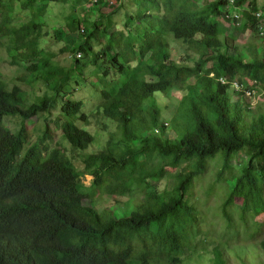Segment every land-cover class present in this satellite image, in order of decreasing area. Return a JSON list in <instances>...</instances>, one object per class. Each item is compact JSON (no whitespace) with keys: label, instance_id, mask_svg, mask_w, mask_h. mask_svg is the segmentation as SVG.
<instances>
[{"label":"trees","instance_id":"obj_1","mask_svg":"<svg viewBox=\"0 0 264 264\" xmlns=\"http://www.w3.org/2000/svg\"><path fill=\"white\" fill-rule=\"evenodd\" d=\"M41 1L23 4L40 13L45 10ZM74 2L73 12L82 3ZM91 2L97 10L105 5V0ZM130 2L135 6L131 16L138 18L142 32L134 40L127 37L125 48L117 53L115 32L101 49L93 46V30L101 28L103 17L94 20L88 35L82 34L87 40L80 44L72 36L73 30L80 29L77 17L71 19L70 28L58 19L68 29L60 34L62 39L56 35L59 32L50 31L41 37L38 33L45 28L44 21L18 19L9 13L11 0H0V37L10 36L16 43L28 41L25 44L32 55L26 58L33 56L28 70L33 76L38 73L35 79L59 76L54 95L26 106L23 89L15 85L10 90L0 71V264H185L181 252L202 244L201 223L206 219L201 220L198 205L192 202L217 161L222 168L214 178H223L220 192H225L218 215L226 226H232L227 208L235 207L236 198L241 199L240 211L264 213V97L260 101L249 95L252 87L247 81L257 80L254 88L264 91V13L258 11L261 15L257 16L258 0ZM139 9L148 12L139 13ZM221 16L229 24L236 22L235 29L251 30V42L242 48L235 45L236 36L229 34ZM35 26L40 32L34 31ZM34 33L36 41H29ZM169 35L188 44V55L180 61L169 53ZM261 37L259 52L254 40ZM50 43L59 44L55 46H61V53H72L70 67H57L51 73L48 67L53 70L52 66L60 65L52 64V55L43 53L44 45ZM90 54L94 63L84 62ZM105 57L118 67L117 78L129 69L134 71L119 90H100L102 131L111 139L103 149L86 155L96 137L77 122L89 125L90 116L82 101H73L58 89L84 85L90 62L102 66ZM104 76L114 81L112 75L105 72ZM175 90L186 96L170 124L161 120L157 106L145 104ZM57 103L61 104L59 128L71 149L80 153L83 170L72 162L66 147H52L51 119H46L36 141L30 140L27 121L43 113L51 115ZM8 117L21 118L16 132L6 126ZM171 127L177 139L167 136ZM235 160L241 167L237 174L232 167ZM87 176L92 177L89 186L84 183ZM168 178L171 184L160 185ZM206 192L207 200L212 198L214 185ZM106 197L115 204L135 199L125 203L128 208L121 212L85 203V199ZM261 244L264 247V241ZM235 257L255 264L247 253ZM217 264H224L223 258Z\"/></svg>","mask_w":264,"mask_h":264},{"label":"rangeland","instance_id":"obj_2","mask_svg":"<svg viewBox=\"0 0 264 264\" xmlns=\"http://www.w3.org/2000/svg\"><path fill=\"white\" fill-rule=\"evenodd\" d=\"M6 1V0H5ZM27 0H11V11L10 14L18 16V19L29 20L32 21L43 22L44 21V29L42 27L41 32L34 28V31L40 32L38 33L41 37H44L45 32H59L56 35H59V39L61 33H68V29L63 26L62 22L65 21L66 25L70 28L71 19L77 17L78 21H80V29H75L72 32L73 40L75 42H79L82 44L87 38L85 36L88 35L89 31L93 30L92 27L95 25L94 20L101 19L102 24L101 28L93 30L95 32V37L93 38L94 46L97 50L104 47L108 41L110 40L111 33L115 32L117 36V46L116 51L120 53L119 48H125L124 40H127L129 37L131 40H134L138 37V34L142 32L141 25L138 22V18L133 15L132 12L135 10V6L131 4L130 0H121L122 3L119 4L120 0H105V5L99 6V10L95 8L96 6L92 5L91 0H81V5L77 8L78 11L73 12V6H75L74 0H70L65 2L63 0L60 1H51L49 0L41 1V5H44L45 10L42 12H36L29 10L31 5L24 4ZM111 1H117L115 5L110 4ZM37 3V1L31 2ZM47 3L49 5L47 6ZM259 7L256 10L264 13V0H258ZM40 5V4H39ZM38 5V6H39ZM40 5V6H41ZM249 7L245 6L247 10ZM73 12V13H72ZM148 10L139 9V13H147ZM43 15H46L44 17ZM1 16V15H0ZM43 16V17H42ZM245 18V16H244ZM242 19V18H241ZM219 20L229 29V34L236 36L235 45L247 46L251 41V30L248 29H235L237 27L236 22L226 21L222 16L219 17ZM30 21L29 23H31ZM49 22V29H47V24ZM84 23V24H83ZM242 23V22H241ZM86 27L87 31L83 29L81 26ZM108 28V30H106ZM29 31H33L32 27L26 28ZM64 29V31H63ZM34 35H31L29 41L35 42L36 38ZM17 35V33H16ZM39 37V36H38ZM28 39V38H26ZM53 41H56L55 39ZM123 41V42H122ZM28 41L22 40L21 43H16L13 41L12 37L5 36L0 37V71L2 72L3 80L6 83V86L11 90L15 85H19L26 94V106H29L34 103L40 102L44 96L49 95L52 96L55 94L54 88L57 86V81L59 76H55L49 78L47 80H43L41 78L35 79V76H38L36 73L34 76L31 75L28 68L31 63H33V56L29 59L26 58L28 55H32V51H28L26 46ZM59 42V41H57ZM82 42V43H81ZM255 44L258 47L254 49L262 52V37L260 39L254 40ZM26 43V44H25ZM136 45L140 46L141 42L135 41ZM22 44V45H21ZM36 45H39L37 42ZM50 46L44 45V55H52V64H59L60 66H52L54 69H48L51 73H55L56 68L58 67H70L71 64V54L72 53H61L59 52L61 46H55L59 44H49ZM78 45V44H76ZM123 45V46H122ZM169 53L171 57L175 61H180L182 56L188 55V44L187 42L176 40L173 35H169ZM264 50V49H263ZM114 52V51H113ZM90 53V52H89ZM114 54V53H113ZM189 55L192 56L194 53L191 51ZM39 56V55H38ZM93 54H90L87 58L83 60L93 62L92 57ZM37 60H35L36 62ZM104 64L102 66L92 65L90 62V66L85 70V84L78 87L74 86V84L61 86L58 91H61L64 94H67L68 98L73 101H82L85 105L84 112L90 116V124L85 125L82 122H77L78 126L84 127L86 126L87 130L91 132L95 137L96 141L94 146L89 149L86 155L98 152L103 149L108 141L111 139V135L109 133H105L102 131L101 120L102 115V105L104 100L100 94V90L105 89H116L119 90L123 84L132 77V73L134 70L129 69L127 71V75H123L120 77H116L115 70L118 67L113 64L110 58H104L102 60ZM143 64V63H142ZM141 64V65H142ZM190 64L194 65L193 61L190 60ZM65 70L68 68H64ZM108 73L112 75L114 81H109L104 76V73ZM24 81H20V79ZM264 97V91L262 92ZM186 96L185 92L175 90L168 94H159L155 99L149 100L145 106L149 104H153L157 106L160 111L161 120L166 123L172 124L175 115L177 114L179 107ZM262 101V100H260ZM59 102V101H58ZM261 104L256 106L253 110L259 108ZM264 105V103H262ZM261 105V106H262ZM61 104L56 105V108L52 110V114L49 115L47 113L40 114L38 117H35L32 120L27 121L30 127V140L31 142H35L38 136H40L45 128L46 119H51L53 124L52 127L54 129V140L52 147L56 144H61L68 149V156L72 160V162L80 169L83 170L85 164L83 159L81 160L78 152H75L71 149V147L66 143L65 138L59 128V123L57 121L60 114ZM72 121H76L75 119H71ZM21 118L20 117H8L5 120L6 126L12 131L16 132L21 126ZM65 121V117H62V122ZM114 130V129H113ZM168 137L172 139H177V133L171 127L168 132ZM118 140V138H116ZM83 157V154H82ZM242 161L245 160L246 155L242 154L240 156ZM221 162H214L211 164L210 168L206 172V179L200 183V186L197 188L195 200L192 203L198 205L201 220L202 233L201 240L202 244H198L193 249H187V247L181 252V255L184 259L185 264H217L220 259L223 258L224 264H245L240 259L238 260L236 256H243L247 253L248 258L252 261H255V264H264V247H262V242L264 241V213L260 212L258 214H253L254 210L250 209L248 211L242 212L240 211L241 199H234V208L231 210L229 207L227 208L230 214V218L232 219V226L227 227L225 224V220L219 216L223 199L225 197V192L222 194L220 191L223 187L222 179H215V172L221 169ZM242 165V164H241ZM232 167L234 168V173L237 174L240 171V163L238 161L232 162ZM228 174V173H227ZM92 177L87 176L84 178V183L86 186L91 184ZM214 180V181H213ZM213 181V182H212ZM172 183V179L168 178L162 180L160 185H168ZM213 184L215 187V194L212 198L207 200V189ZM217 189V190H216ZM217 195V196H216ZM262 198L264 199V185L262 191ZM135 198L129 197L124 202L120 204H115L111 201V199L103 198V199H85V203L88 205H93L98 208H105L107 206H111L115 211L121 212L125 210L128 206L125 203H130ZM217 214L218 216H216ZM218 246V248H217ZM241 249V250H240ZM217 251V252H216ZM219 253V256H218ZM256 255H254V254ZM235 254V255H234ZM263 254L261 257L260 255ZM215 259V262H214Z\"/></svg>","mask_w":264,"mask_h":264},{"label":"built area","instance_id":"obj_3","mask_svg":"<svg viewBox=\"0 0 264 264\" xmlns=\"http://www.w3.org/2000/svg\"><path fill=\"white\" fill-rule=\"evenodd\" d=\"M95 3L98 2V0H93ZM232 2H234V0H231ZM111 4H114V2H111ZM261 12H257V16H260ZM248 83L250 84V86L252 87L251 89H248V94L249 95H254L257 96L256 98H258L259 100H261L263 98L262 92L263 91H257L254 87H256L258 85V81L257 80H247ZM236 85H238V82L235 80L234 81ZM244 85V84H242Z\"/></svg>","mask_w":264,"mask_h":264},{"label":"clouds","instance_id":"obj_4","mask_svg":"<svg viewBox=\"0 0 264 264\" xmlns=\"http://www.w3.org/2000/svg\"><path fill=\"white\" fill-rule=\"evenodd\" d=\"M111 2H114V4H112V5H115L116 3H117V1H111ZM111 2H110V4H111ZM119 4H121L122 3V1L120 0L119 2H118ZM93 46H94V43H93ZM95 47V46H94ZM95 49L97 50V48L95 47ZM80 57V56H79ZM66 120V119H65ZM71 120V119H70ZM62 132V131H61ZM65 138V137H64Z\"/></svg>","mask_w":264,"mask_h":264}]
</instances>
